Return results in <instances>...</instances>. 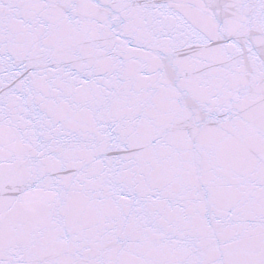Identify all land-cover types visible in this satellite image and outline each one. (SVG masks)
Instances as JSON below:
<instances>
[{
    "label": "snow or ice",
    "instance_id": "snow-or-ice-1",
    "mask_svg": "<svg viewBox=\"0 0 264 264\" xmlns=\"http://www.w3.org/2000/svg\"><path fill=\"white\" fill-rule=\"evenodd\" d=\"M0 264H264V0H0Z\"/></svg>",
    "mask_w": 264,
    "mask_h": 264
}]
</instances>
